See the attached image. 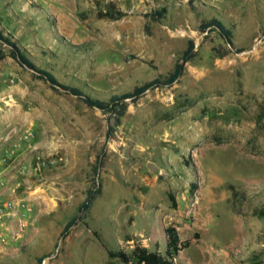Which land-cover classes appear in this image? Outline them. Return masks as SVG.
Here are the masks:
<instances>
[{
  "label": "rangeland",
  "instance_id": "rangeland-1",
  "mask_svg": "<svg viewBox=\"0 0 264 264\" xmlns=\"http://www.w3.org/2000/svg\"><path fill=\"white\" fill-rule=\"evenodd\" d=\"M212 19L232 45L201 30ZM0 24L103 101L166 78L195 43L183 76L128 100L119 124L0 43V264H124L109 251L164 253L169 226L191 242L176 264H264V0H0Z\"/></svg>",
  "mask_w": 264,
  "mask_h": 264
},
{
  "label": "trees",
  "instance_id": "trees-1",
  "mask_svg": "<svg viewBox=\"0 0 264 264\" xmlns=\"http://www.w3.org/2000/svg\"><path fill=\"white\" fill-rule=\"evenodd\" d=\"M166 14V10L162 9L155 11L151 14L154 20H159L163 18ZM111 20H119L125 16L124 13L118 11H109L104 15ZM208 29H215L219 34L227 41L229 45H232V32L228 29L221 21L217 19H212L205 22L201 26V30L205 31ZM0 43L7 45L10 48V57L17 61L20 65L29 68L34 71L39 78L48 82L53 88L60 87L70 94L77 96L81 101H83L88 107L96 108L108 114L117 120L119 124L121 119L124 117L127 108L128 100H136L143 96L147 91L154 90L162 87H170L175 84L184 74L186 65L192 61L195 57V43L190 41L187 50L182 54L179 61L176 63L175 68L171 74L166 78H158L151 82L145 83L144 85L137 87L133 92H129L123 95H115L110 98L109 101H103L100 99L93 98L85 94L80 88L69 87L61 85L56 77L49 71L39 68L33 60L27 55V53L19 46V44L14 40V38L6 34L1 28L0 24ZM1 54V53H0ZM4 58V55L0 56V61ZM113 129H109L107 138L112 135ZM102 165L101 159H98L97 165L95 167V173L98 172L100 166ZM196 187V185H194ZM101 195V188L99 184H95L94 187L88 192V196L83 204L79 208V212L87 213L91 210L95 200ZM79 218H74L65 227L61 234L62 238H66L71 228L77 223ZM166 234V250L164 253L160 251H150L148 248L137 245L131 254L124 251L113 252L109 251L110 258L120 259L124 264H176L180 253L187 249L191 242L182 241L180 234L176 227L169 226L165 229ZM43 260H40L42 264Z\"/></svg>",
  "mask_w": 264,
  "mask_h": 264
},
{
  "label": "built area",
  "instance_id": "built-area-1",
  "mask_svg": "<svg viewBox=\"0 0 264 264\" xmlns=\"http://www.w3.org/2000/svg\"><path fill=\"white\" fill-rule=\"evenodd\" d=\"M18 148H19V145L17 143L13 144L10 147V149L8 150V153H7L8 158L12 159L14 157L16 151L18 150ZM6 209H12V205L11 204L7 205ZM4 215H6L4 212V209L2 207H0V218Z\"/></svg>",
  "mask_w": 264,
  "mask_h": 264
}]
</instances>
